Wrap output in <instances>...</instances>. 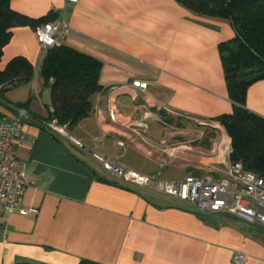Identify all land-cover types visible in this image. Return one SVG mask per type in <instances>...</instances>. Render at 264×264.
Returning a JSON list of instances; mask_svg holds the SVG:
<instances>
[{
  "label": "crops",
  "instance_id": "1",
  "mask_svg": "<svg viewBox=\"0 0 264 264\" xmlns=\"http://www.w3.org/2000/svg\"><path fill=\"white\" fill-rule=\"evenodd\" d=\"M11 6L30 18L66 12L70 32L64 44L102 62L100 83L106 90L92 96L89 116L76 126L50 131L51 91L41 87L43 52L35 29H13L0 70L24 56L35 75L0 93V99L29 101L31 116L14 150L27 162L29 182L19 206L38 212L0 214V264H264V231L231 215L201 216L189 204L152 196L140 186L102 181L114 179L92 156L124 141L121 149H135L163 168L173 161L186 173H200L205 158L169 160L162 148L194 137V149L209 150L217 130L167 109L199 119L232 112L219 51V44L235 35L231 22L195 14L177 0H12ZM136 81L148 87L142 90ZM247 107L264 117V80L248 89ZM147 111L152 115L144 143L127 125ZM3 116L13 112L0 104ZM108 157L140 172L122 156ZM237 252L246 255L245 262L233 261Z\"/></svg>",
  "mask_w": 264,
  "mask_h": 264
},
{
  "label": "trees",
  "instance_id": "2",
  "mask_svg": "<svg viewBox=\"0 0 264 264\" xmlns=\"http://www.w3.org/2000/svg\"><path fill=\"white\" fill-rule=\"evenodd\" d=\"M11 1L0 0V59L15 27L31 26L35 29L59 16L50 11L39 18H30L14 10ZM177 1L195 14L226 18L231 22L235 35L221 42L219 51L233 110L214 120L223 124L231 137L230 161L241 162L247 170L264 177V117L247 107L248 89L264 80V0ZM101 71L100 60L65 44L43 53L39 78L41 87L50 88L51 91L52 111L49 109L48 119H56L59 125L71 129L88 117L92 110V96L106 90L100 83ZM34 75L35 67L26 57H14L4 70H0L1 95L11 88L28 84ZM28 103H10L0 99V104L10 109L13 117L21 108L30 115ZM99 179L127 186L115 179ZM12 264L45 263L17 261ZM80 264L100 263L82 260Z\"/></svg>",
  "mask_w": 264,
  "mask_h": 264
},
{
  "label": "built area",
  "instance_id": "3",
  "mask_svg": "<svg viewBox=\"0 0 264 264\" xmlns=\"http://www.w3.org/2000/svg\"><path fill=\"white\" fill-rule=\"evenodd\" d=\"M69 32L66 12L35 28L36 38L43 53L52 47L63 45ZM134 86L144 90L148 84L136 81ZM167 114L189 118L199 125L217 130L218 135L209 150L194 149L191 143L196 141V138L177 143H164L162 148L169 160L184 159L191 155L205 158L206 161L202 162L201 167L204 173L167 180L155 174H142L129 168L117 158H106L97 153H94L93 157L103 170L116 180H123L131 185L151 187L193 206L203 215H231L252 226L264 229V177L247 170L241 162L230 161L232 142L224 125L214 119L194 118L172 109H167ZM151 115V112L147 111L139 120H134L127 125L128 129L144 143H149L147 119ZM28 117V112L23 108L18 109V114L14 117H0V214L18 211L26 215L29 212H38L37 209L26 210L19 206L29 182L26 176L27 162L16 156L14 144L23 138L24 121ZM110 119L117 120L115 112L111 111ZM47 126L51 130L59 128L56 119L47 123ZM201 134H204L203 131ZM118 144L125 149L124 141H118ZM233 259L235 262L242 263L247 257L237 252Z\"/></svg>",
  "mask_w": 264,
  "mask_h": 264
},
{
  "label": "rangeland",
  "instance_id": "4",
  "mask_svg": "<svg viewBox=\"0 0 264 264\" xmlns=\"http://www.w3.org/2000/svg\"><path fill=\"white\" fill-rule=\"evenodd\" d=\"M17 91H22V90H17ZM116 119L117 116L115 115ZM170 124V123H167ZM67 131V129L65 128V126H60L58 129H53V131H55L56 133H61L62 130ZM61 130V131H60ZM129 132L131 131L130 129H128ZM154 132H158V129L155 130ZM227 135L228 132L226 131ZM218 135V134H217ZM219 137V136H218ZM230 137V136H229ZM194 138V137H190L189 139ZM231 138V137H230ZM180 142V141H179ZM232 142V140H231ZM174 143H177L176 141ZM97 154L106 157V158H110L108 156H122L123 161L127 162L131 167L139 170L140 172L143 173H149V172H163V174H158L156 173L155 175H159V177L164 178V179H178L181 178L182 176H188V175H192L190 173H186L185 169L182 167H179L178 165L176 166L175 163H172L173 161H171L170 163V168H163L162 166H159L158 164H155V162L150 161L149 158H146L145 155L135 149H127V150H123L121 149V147L116 146V145H112L109 144L108 147L106 148V150H98ZM93 156V155H92ZM230 158V156H229ZM228 158V159H229ZM95 160V159H94ZM163 168V169H162ZM107 173V172H106ZM204 173L203 171H201L198 174H202ZM115 179V178H113ZM116 180V179H115ZM118 182H120L121 184H126L128 186H133L131 184L125 183L123 180H117ZM136 185H134L135 187ZM140 188L147 190L148 192H150L152 194V196L154 195H161L162 197L165 196V194H162L160 192H158L157 190L151 188V187H145V186H140ZM162 200V199H161ZM207 215V214H205ZM234 256V254H233ZM234 261V259H233ZM235 262V261H234Z\"/></svg>",
  "mask_w": 264,
  "mask_h": 264
},
{
  "label": "water",
  "instance_id": "5",
  "mask_svg": "<svg viewBox=\"0 0 264 264\" xmlns=\"http://www.w3.org/2000/svg\"><path fill=\"white\" fill-rule=\"evenodd\" d=\"M192 117V116H191ZM195 118V117H194ZM189 119V118H188ZM190 120H192V119H190Z\"/></svg>",
  "mask_w": 264,
  "mask_h": 264
}]
</instances>
